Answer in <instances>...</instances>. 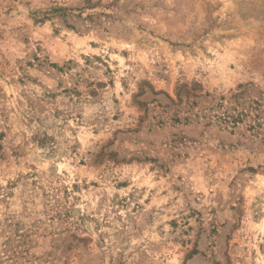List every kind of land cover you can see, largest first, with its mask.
<instances>
[{"label":"rangeland","instance_id":"obj_1","mask_svg":"<svg viewBox=\"0 0 264 264\" xmlns=\"http://www.w3.org/2000/svg\"><path fill=\"white\" fill-rule=\"evenodd\" d=\"M0 264H264V0H0Z\"/></svg>","mask_w":264,"mask_h":264}]
</instances>
